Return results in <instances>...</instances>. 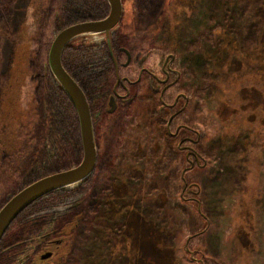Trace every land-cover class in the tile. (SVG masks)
Returning a JSON list of instances; mask_svg holds the SVG:
<instances>
[{
    "label": "flooded vegetation",
    "instance_id": "1",
    "mask_svg": "<svg viewBox=\"0 0 264 264\" xmlns=\"http://www.w3.org/2000/svg\"><path fill=\"white\" fill-rule=\"evenodd\" d=\"M101 1L102 4H97L89 0L73 7L71 0H0V34L6 40L7 52L6 78H12L0 81V203L41 177L49 163L63 157L70 159L72 148H79L76 111L60 85L47 80L42 72L46 62L39 58L40 43L42 36H48V26L56 33L71 23L104 17L109 4L107 0ZM173 1L180 2L186 11L196 7V0ZM121 5L120 18L109 31V42L104 32L82 35L68 42L67 50L84 48L81 76L64 55L68 43L62 50L61 62L88 102L97 155L101 156L98 172L102 185L113 182L116 195L128 192L131 198L136 177L132 148H178L182 166L186 153L187 158L193 157L195 161L196 156L199 160L202 157L194 149L195 128H187L188 124L182 120L177 122L184 110L180 108L186 93L178 89L181 70L177 68L176 54L169 50L165 39L156 38L160 30H167L168 0H121ZM20 60L26 63L23 71L37 75L21 81L15 76L17 73L12 75ZM136 102L149 104L150 110L153 104L157 105V114H149L161 136L145 139L142 144L137 143L134 135L142 118L140 112L133 111ZM163 110L168 111L164 116ZM94 171L95 168L90 178ZM180 179L183 183L181 175ZM186 190L188 187L183 193ZM67 192L56 193L57 198L50 200L47 207L37 211L30 208V215L45 225L32 237L5 246L0 244V259L10 255L8 264H63L71 254V234L79 223L77 212L74 219L71 213L85 205L91 185H87L84 193L75 189ZM81 196L84 199L79 202ZM59 221L62 224L58 225ZM45 253L49 255L42 257Z\"/></svg>",
    "mask_w": 264,
    "mask_h": 264
},
{
    "label": "trees",
    "instance_id": "2",
    "mask_svg": "<svg viewBox=\"0 0 264 264\" xmlns=\"http://www.w3.org/2000/svg\"><path fill=\"white\" fill-rule=\"evenodd\" d=\"M88 1L71 0V4L73 7H77ZM94 1L97 4H102L101 0ZM196 3V7L188 9L189 17L183 14L184 9L182 8L181 17L177 18L171 12L173 6L169 7L171 10H169L167 30H160L156 37L159 40L165 39L169 50L174 51L176 58L181 61L183 83L178 82V89L191 95L196 103V108L199 109L201 116L196 122V127L204 126L205 117H209L208 112L213 113L212 115L221 122L227 120L221 114L228 108L232 109L230 111L234 117L240 118V122L245 120L246 115L257 116L258 112L263 111L264 108L258 102L253 103L252 101L251 104V99L246 93L258 91L260 96H264V84L261 87L257 86L259 79L264 78V0H198ZM196 14L198 15L197 19ZM191 20L194 23L192 31L189 27ZM181 29L183 33H188L187 38L190 36L192 38L191 41L187 39L184 48L179 49L181 43L179 31ZM69 43L64 48V55L76 67V74L81 76L80 68L84 48L77 47L67 50ZM42 72L46 75L47 80L55 81L47 61L45 68L42 67ZM6 79L11 80L12 78L0 76V81ZM59 87L62 89L61 86ZM230 91L234 92L231 96ZM64 99L66 100L65 97ZM66 104L69 105V101H66ZM151 113L152 115L157 114L154 106ZM167 113V110H163L161 115L164 116ZM182 113L186 115V111L183 110L177 117L178 121ZM183 120L188 124L186 119ZM159 122L161 123V120ZM240 130L238 133L229 134L228 130L223 128L214 142V147L209 148L207 152L200 153L201 161L205 160L206 162L202 167L216 165L219 169L228 170L231 165L237 163L239 161L236 158L237 153L232 149V146L243 142V132ZM184 132L187 133V130L185 129ZM77 140L79 148H72L73 154L70 159L63 157L49 163L41 176L76 164L81 158L82 150L79 134ZM179 152L178 148H159V150L151 148V154L156 162L154 175H162L164 172L173 175L172 161L178 157ZM138 158L141 159V157L135 156L133 160L136 163V172L140 170L141 175L136 174L134 194L131 198L128 192L116 195L113 182H107L106 186L102 185L101 174L98 172L101 156L98 154L95 171L91 178L89 176L81 184L70 189L54 190L30 204L11 223L1 238L0 244L5 243V246L6 243H14L32 237L39 232L45 222L38 221L37 217L31 216V210L37 211L47 207L50 200L55 201L57 198L56 193L74 189L84 193L87 185H91V193L87 198L85 197V205L82 206V209L77 208L74 213H71V217L74 219L77 212L79 223L71 234V254L63 264H192L196 260L195 256L201 257L199 259L201 264H222L218 259L207 255V252H203V244H197L200 243V238L205 236L204 227L188 236L190 238L187 248L163 244L157 234L163 224L158 222L159 224L155 225V220L145 214L146 209L140 202L142 200L147 202L151 197L163 202V197L167 193L164 190L142 191L148 173L145 172L144 164L137 162ZM108 159L113 160V157ZM67 193H64V196ZM83 199L84 197L81 196L79 202H82ZM5 201H2L0 206ZM30 208H32L31 212L28 211ZM200 216L206 226L207 215L203 216L201 213ZM60 224H62L61 221L58 222V225ZM139 227H145L146 233L153 238L156 247L161 246V252L158 254L160 257L143 259L140 256L139 244H137L139 236L136 230ZM244 229L249 236L254 234V229L250 224H245ZM198 245L200 246L199 250H195V246ZM188 252L194 256L189 255ZM6 254L8 257V253ZM9 258L10 255L8 258L0 259V264H8Z\"/></svg>",
    "mask_w": 264,
    "mask_h": 264
},
{
    "label": "rangeland",
    "instance_id": "3",
    "mask_svg": "<svg viewBox=\"0 0 264 264\" xmlns=\"http://www.w3.org/2000/svg\"><path fill=\"white\" fill-rule=\"evenodd\" d=\"M173 3V0H168V6L170 8L173 6L171 11L174 13L173 16L180 18L183 7L180 6V2ZM170 8L168 10H171ZM188 12L189 10H185L183 14L187 15ZM187 17L189 16L187 15ZM197 18L198 15L196 14ZM192 22L191 20V23H189L191 31L194 26ZM47 32L48 36H45V38L42 36V42L40 43L39 58L42 62L47 61L48 48L55 35L52 26H48ZM179 35V41H181L179 49H181L184 48L187 39L191 41L192 36L187 38L188 33H183L182 29L179 31ZM5 45L6 40L0 34V76H6L7 52L5 53ZM35 60H38V58ZM176 60L177 68L181 70L179 81L182 84L181 61L178 58ZM32 66L34 65L32 64ZM25 67L26 63L24 61H18L15 68L12 69V75L17 73L15 76H18L19 81L29 80L30 75H37V73L29 74V71H23ZM263 84L264 78L259 79L257 86L261 87ZM142 92H145V90H142ZM230 92V96L234 94V92ZM246 94L251 99V104L252 101L253 103L258 102L264 108V96H260L258 91L247 92ZM186 95L189 99L184 107L186 115L182 113L179 121L186 119L188 125L195 128L196 139L199 135L194 146L196 153L202 157L200 153L207 152L209 148L214 147V142L223 128H226L229 134L238 133V130L241 129L243 142L232 146L239 161L231 165L228 170L219 169L216 165L202 167L196 164L193 157L187 158L186 153L183 166L179 157L172 161L173 175H169L168 172H164L162 175H154L156 162L151 154V148L150 150L149 148H132L135 151V156L141 157V159H137V162L144 164L145 172L148 173L142 191L157 192L164 190L167 193L163 197V202L152 197L147 202L142 200L140 203L146 209L145 214L155 220V225L163 224L162 229H159L157 234L165 245L172 244L177 248L186 247L185 239L191 233L204 227L205 236L201 237L200 243L197 244H203V252H207V255L218 259L222 264H264V110L259 111L255 117L251 114L246 115L245 120L242 122L239 121L238 116L234 117L230 111L231 108L225 110L222 113L223 115L221 114L222 117L227 118L222 122L216 119V116L212 115L213 113L208 112L209 117H205V124L200 128L196 127V122L199 121L201 116L199 109L196 108L192 96ZM153 106L157 107L153 104L152 108ZM150 108V105L144 102H136L133 105V111L140 112L142 115L141 122L138 118L136 119L140 125L134 131L139 144H142L141 142L145 139L152 140L156 138L158 134L156 124L151 122ZM179 121L177 120V122ZM164 123L165 119L162 122V127H164ZM148 132H150V135H148ZM158 136H161V134H158ZM112 149L116 151L115 149L118 150L119 148ZM121 149L123 150V148ZM157 149L159 150V148H155V150ZM199 161L200 164L203 163L201 160ZM191 163H194V166L187 168L184 173V179L187 182L185 189L188 187L189 191L186 190L183 193L184 183L180 179L181 170L182 167L186 168ZM136 174L141 175L140 170H137ZM197 186L199 187L198 193H196ZM198 202L200 212L198 211ZM201 213L203 216L204 214L207 215L208 223L206 226L200 216ZM245 224L252 226L254 229L253 235H248V232L244 229ZM136 230L139 236L137 237V244H139L140 256L143 259L160 257L158 254L161 252V246H155L153 238L148 236L145 227H139ZM11 232L13 231L11 230ZM133 236H135V233H133ZM199 245L195 246L194 249L199 250ZM189 255L194 256L192 253H189ZM195 257L196 260L192 264H201L199 260L201 257Z\"/></svg>",
    "mask_w": 264,
    "mask_h": 264
},
{
    "label": "water",
    "instance_id": "4",
    "mask_svg": "<svg viewBox=\"0 0 264 264\" xmlns=\"http://www.w3.org/2000/svg\"><path fill=\"white\" fill-rule=\"evenodd\" d=\"M107 1L109 4V11L104 17L96 20L74 22L58 30L50 42L47 53V64L51 74L55 81L65 91L78 117L82 149L81 158L76 164L68 168L48 173L31 181L12 194L0 206V240L15 218L30 204L54 190L70 189L81 184L92 174L96 166L97 148L89 105L80 85L62 65L61 55L64 46L69 41L82 35L104 32L107 41L109 42V31L118 22L122 5L121 0ZM183 96L185 97V102L180 110L184 109L188 103L187 95L183 94ZM172 117L173 114L168 118V123ZM185 126L192 129V127L188 125ZM198 137L196 141L198 140ZM196 164L203 166L205 161L203 160V163L200 164L199 157L196 156ZM193 166L194 163H191L190 166L183 168L181 171L184 183L182 191H184L187 186V182L184 179V173L187 168ZM197 188L196 193L199 191L198 186ZM198 211L200 212L199 202ZM189 238L190 237H188L185 242L186 248ZM48 255L49 253H45L42 257Z\"/></svg>",
    "mask_w": 264,
    "mask_h": 264
}]
</instances>
